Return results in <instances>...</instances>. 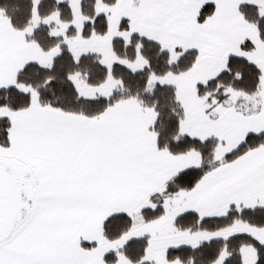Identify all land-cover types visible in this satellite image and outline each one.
<instances>
[{"label":"snow or ice","instance_id":"6c2138e0","mask_svg":"<svg viewBox=\"0 0 264 264\" xmlns=\"http://www.w3.org/2000/svg\"><path fill=\"white\" fill-rule=\"evenodd\" d=\"M0 264H264V0H0Z\"/></svg>","mask_w":264,"mask_h":264}]
</instances>
